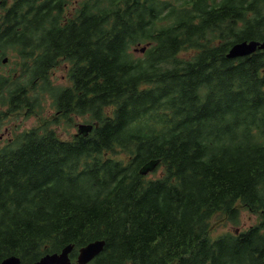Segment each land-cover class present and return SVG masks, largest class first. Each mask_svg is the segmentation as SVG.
I'll use <instances>...</instances> for the list:
<instances>
[{
	"label": "trees",
	"instance_id": "16d2710c",
	"mask_svg": "<svg viewBox=\"0 0 264 264\" xmlns=\"http://www.w3.org/2000/svg\"><path fill=\"white\" fill-rule=\"evenodd\" d=\"M64 1L17 0L1 22L22 40L27 81L1 77L2 104L27 92L36 113L48 88L66 123L87 114L91 126L67 140L44 120L0 146V263L104 238L91 264H264V49L226 57L264 40V0H172L162 16L168 1L73 14ZM186 47L193 56H179ZM58 65L70 83L54 92ZM239 206L261 223L211 237L212 216Z\"/></svg>",
	"mask_w": 264,
	"mask_h": 264
},
{
	"label": "rangeland",
	"instance_id": "374dc122",
	"mask_svg": "<svg viewBox=\"0 0 264 264\" xmlns=\"http://www.w3.org/2000/svg\"><path fill=\"white\" fill-rule=\"evenodd\" d=\"M74 3H77L80 0H71ZM107 1L105 0L104 3ZM217 38H215L216 40ZM204 42V41H203ZM144 45V48H147L148 46L152 45V42L147 44V43H139L136 46V54L137 56L141 55L144 51H140V48ZM7 49L4 50L5 55L8 57L7 63L2 66V71L7 72L9 69L12 70L16 67H18L15 64V58H16V53L9 49V45L6 46ZM194 48H184L180 51L179 55L182 57H189L192 56L195 53ZM20 72V69L18 70ZM67 71L66 68H64L61 65H58L54 70L53 73L50 72V76L48 77V83L45 84L46 86H49L54 92L55 89L59 92L60 90L64 89L68 83L67 81ZM48 88L43 89V106L41 110V115L43 116V120L47 119L50 122V128L54 129L56 133H58L61 136L66 137V139L71 140L72 139V134L70 133V136L68 137V131L70 132H77L78 126L80 125H89L88 124V119L89 116L87 114L79 115V116H74L72 118V123L74 122V125L72 123L66 125V122H59V124H55V120L53 119L54 116L58 117V113L55 112L57 110V106L54 104L52 98L54 95H49ZM88 121V122H87ZM40 121L37 119L36 124L39 123ZM35 123V117L34 116H29L28 120H25L22 122L23 126L29 127ZM55 126V127H54ZM84 130V128H82ZM18 132V129L14 130L13 132L11 131L10 135L13 137L16 133ZM3 133V131H0V134ZM9 135V134H8ZM6 135V136H8ZM112 156L116 158H121L123 160H126V154L122 151L116 152L112 154ZM161 174V169H157L156 171L150 173L148 176L151 177H156ZM260 221L258 215L255 217L254 213L242 208L239 206V216L236 220L234 219H229L227 216L222 213L218 212L215 213L210 222L213 224V227L211 230L210 236L213 238H216L215 236H220L224 233H234V230L237 229L238 227H247L248 225L252 224H257Z\"/></svg>",
	"mask_w": 264,
	"mask_h": 264
},
{
	"label": "flooded vegetation",
	"instance_id": "af4514ba",
	"mask_svg": "<svg viewBox=\"0 0 264 264\" xmlns=\"http://www.w3.org/2000/svg\"><path fill=\"white\" fill-rule=\"evenodd\" d=\"M16 1L17 0L5 1V7L8 13H11V11L14 8L13 3ZM24 1L27 2L28 0H24ZM95 1L102 2V0H95ZM82 2H84L86 5V4L91 3L92 0H80L74 4H73V1L71 0H65L62 3V8H58V10L60 9L64 13L73 14L76 12V8L79 7V4ZM135 3H137V0H135ZM12 39L13 37L11 35V30H8L6 28L4 29L0 28V78L3 76L10 77V72H11L14 74L17 80L21 78V82H23L25 80L22 75L20 66L17 65L18 67L12 70L9 69L7 72L2 71V66L7 63V61L3 62V59L7 57L6 55H4V50L7 49L6 46L8 45V43L12 41ZM19 69H20V72L18 71ZM30 79L36 82L39 79L38 71H36L35 75H31ZM2 95L9 96L10 93L3 92ZM19 97H20V101L15 102L13 106H11V103L10 104L6 103L5 105H3L2 102L0 101V131H3V133L0 134V146H4L5 144L12 142L13 140H15L17 136H20L21 133L28 132L30 129L43 124V116L41 115L42 106H36V109H37L36 113L28 114L27 100L25 101L27 97V92H21ZM16 98L17 97H14L13 100L15 101ZM29 116L35 117V123L29 127H25L23 126L22 122L25 120H28ZM37 119L40 122L36 124ZM16 129H18V132L13 137H11L10 135L11 131L13 132ZM71 257H72V260L77 259V255L76 256L71 255ZM87 264H90V262Z\"/></svg>",
	"mask_w": 264,
	"mask_h": 264
},
{
	"label": "water",
	"instance_id": "95a60500",
	"mask_svg": "<svg viewBox=\"0 0 264 264\" xmlns=\"http://www.w3.org/2000/svg\"><path fill=\"white\" fill-rule=\"evenodd\" d=\"M257 49H264V41L257 40H244L234 43L228 50L227 57L234 58L239 56H245L255 52ZM5 61V59H4ZM105 241L103 239H96L88 242L86 245L79 249L77 264H86L94 256H96L103 249ZM72 245L68 244L58 252L46 253L39 260L33 264H72L68 256ZM20 259L15 255L4 258L1 264H19Z\"/></svg>",
	"mask_w": 264,
	"mask_h": 264
}]
</instances>
